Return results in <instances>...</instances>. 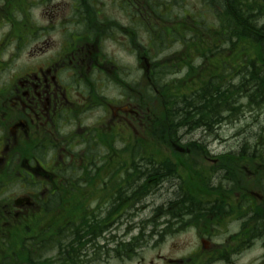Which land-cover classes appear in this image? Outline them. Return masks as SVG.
Segmentation results:
<instances>
[{
	"label": "flooded vegetation",
	"instance_id": "obj_1",
	"mask_svg": "<svg viewBox=\"0 0 264 264\" xmlns=\"http://www.w3.org/2000/svg\"><path fill=\"white\" fill-rule=\"evenodd\" d=\"M182 4L0 0V264H264V147L133 145L149 123L141 59ZM151 151L165 171L134 162ZM184 234L187 253L159 251Z\"/></svg>",
	"mask_w": 264,
	"mask_h": 264
},
{
	"label": "trees",
	"instance_id": "obj_2",
	"mask_svg": "<svg viewBox=\"0 0 264 264\" xmlns=\"http://www.w3.org/2000/svg\"><path fill=\"white\" fill-rule=\"evenodd\" d=\"M263 2L201 0L202 6L215 16L214 24L205 23L199 16L175 14L176 19L171 21L174 25L167 27L166 32L152 28L154 52L153 56L148 54L151 60H155L154 53L163 51L172 41H179L182 48L167 60L151 61L149 123L146 121L140 136L135 137V147L177 144L189 149L206 148L202 140L184 144L181 141L190 134H206L213 128L234 124L244 114L255 112L264 105ZM182 8L183 4L178 10ZM196 58L200 60L198 65L193 64ZM181 70L184 71L182 77L173 78ZM143 82L138 78L135 84L136 104L142 109L146 100ZM243 145L251 146L246 141L241 147ZM258 146L263 147L256 140L252 147ZM196 153L201 155L199 151ZM163 156L165 154L158 151L137 152L134 162L151 165L152 173L160 169L165 171L161 168L165 162L160 158ZM180 162L185 166L194 163L192 160ZM189 172L192 173L191 166ZM93 224L87 220L85 224L78 222L72 226L73 237L81 232L84 234L85 239L80 245L91 243ZM75 243L73 240V249ZM121 250L127 254V247Z\"/></svg>",
	"mask_w": 264,
	"mask_h": 264
},
{
	"label": "rangeland",
	"instance_id": "obj_3",
	"mask_svg": "<svg viewBox=\"0 0 264 264\" xmlns=\"http://www.w3.org/2000/svg\"><path fill=\"white\" fill-rule=\"evenodd\" d=\"M264 5V2H263ZM167 27H173L174 23H171L174 19H176L175 14H185L187 16H199L201 20H204L205 23L212 25L215 21V16L212 12L206 7L202 6L201 0H183V8L181 10L168 11L167 12ZM169 16H171V20H169ZM159 27V26H155ZM154 34H152L153 38ZM166 41V38H164ZM182 48V44L178 42L167 43L164 47V50L158 53H154L155 60L151 61H164L170 58L171 56L177 54ZM151 51L154 52L153 46L151 47ZM197 54V53H195ZM153 56L152 52L150 54ZM123 56L120 54V59L123 60L122 64L127 65V59H122ZM171 63V61H169ZM200 60L193 59V64L198 65ZM215 63V62H214ZM184 74V71L181 70L176 76L173 78H180ZM135 75L137 79L140 77L141 73L138 71V60H135ZM260 128V129H259ZM204 133L198 132L196 134H190L184 137L181 141L183 144L189 141H197L198 137H204ZM258 138V139H257ZM256 140L260 143V145L264 146V105L260 107V109L255 110V112H251L244 114L239 121L234 124H226L218 128V137L214 139H207L204 137V141L208 150L213 153H221L225 148H239L241 144L246 141L248 144L254 143ZM253 146V145H251ZM250 147V146H249ZM132 236L138 237V231L132 234ZM147 237V236H145ZM145 241L148 243H154L155 240H148L145 238ZM142 242V241H141ZM179 242L188 245V247L184 246V253H187L190 250L191 246L195 245V236L191 234H184L182 236H171L164 245L160 246V252L165 255L167 252L168 246L172 244H177ZM144 243V240L143 242ZM189 244L191 246L189 247ZM105 264H116L109 260L108 263ZM124 264H132V263H124Z\"/></svg>",
	"mask_w": 264,
	"mask_h": 264
},
{
	"label": "bare ground",
	"instance_id": "obj_4",
	"mask_svg": "<svg viewBox=\"0 0 264 264\" xmlns=\"http://www.w3.org/2000/svg\"><path fill=\"white\" fill-rule=\"evenodd\" d=\"M204 136L206 137V140L207 139L211 140V139H214V138L218 137V128H215V129L213 128L212 130L208 131ZM198 140H203L204 141V137H198ZM253 144L254 143H252L251 145H253ZM243 147L245 148L244 145H243ZM250 147H252V146H250ZM78 240H79V238L75 239L74 242H76Z\"/></svg>",
	"mask_w": 264,
	"mask_h": 264
},
{
	"label": "water",
	"instance_id": "obj_5",
	"mask_svg": "<svg viewBox=\"0 0 264 264\" xmlns=\"http://www.w3.org/2000/svg\"><path fill=\"white\" fill-rule=\"evenodd\" d=\"M147 71H148V67H147ZM177 148L178 151H182V149L178 148L177 146H175Z\"/></svg>",
	"mask_w": 264,
	"mask_h": 264
}]
</instances>
